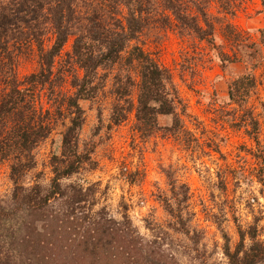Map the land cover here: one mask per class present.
Masks as SVG:
<instances>
[{"label":"trees","instance_id":"1","mask_svg":"<svg viewBox=\"0 0 264 264\" xmlns=\"http://www.w3.org/2000/svg\"><path fill=\"white\" fill-rule=\"evenodd\" d=\"M260 2L264 8V0ZM213 3L226 15H233L236 7V0H160L158 22L181 37L213 45L215 23H222L209 13ZM147 4L148 0H0V162L8 163L13 183L10 197L0 203V264H178L164 248L169 234L161 228L149 225L152 235L147 239L127 212L117 220L105 207L96 209L95 185L64 183L82 170L97 168L94 148L80 147L85 123L80 102L94 101L108 83V130L133 113L135 130L143 138L163 131L185 143L195 141L185 129L186 107L170 70L139 44L151 20ZM223 28L237 50L254 46L245 45L247 39L230 24ZM69 38L71 50L59 62ZM22 51L36 55L38 69L21 78L17 59ZM236 51L232 56L220 53V60L234 63L239 59ZM255 88L253 75L238 77L228 85V99L243 105ZM43 92L47 108L41 105ZM101 115L100 110V120ZM160 116H171V126L161 127ZM64 119L69 123L60 150L49 161V184L27 186L25 178L37 166L36 149ZM175 189L174 183L173 194L182 195L175 208L169 199H161L174 219L168 227L188 236L189 220L181 210L188 200L187 187L181 185L180 193ZM223 238L229 264H264V242L257 240V227L248 232L239 228L234 251L225 234Z\"/></svg>","mask_w":264,"mask_h":264},{"label":"rangeland","instance_id":"2","mask_svg":"<svg viewBox=\"0 0 264 264\" xmlns=\"http://www.w3.org/2000/svg\"><path fill=\"white\" fill-rule=\"evenodd\" d=\"M147 5L151 20L139 44L170 70L186 107L185 129L195 141L185 143L163 131L143 138L135 130L133 113L108 130L112 102L108 83L105 93L94 101L80 102L85 111L80 147L94 148L97 168L82 170L64 183L95 185L96 209L105 207L117 220L127 212L147 239L152 235L149 225L161 228L169 234L164 248L178 264H229L223 251L224 234L231 251L239 242V228L248 232L257 227V240L264 242V8L260 0H236L233 15H226L217 3L211 4L209 13L222 23H215L213 45H209L162 26L160 0H148ZM227 23L247 39L245 45H254L252 49L239 51L232 45L223 28ZM71 44L69 38L59 62ZM235 51L239 59L234 63L220 60V53L232 56ZM37 69L34 53H19L21 78ZM247 74L254 76L256 88L245 104L237 105L228 99V85ZM41 105L48 107L44 92ZM68 123V119L60 120L36 149L37 166L26 176L27 186L49 184V161L60 150ZM158 123L170 127L172 117L160 116ZM174 183L175 193L182 191L181 185L187 187L188 200L181 210L189 220L188 236L168 227L174 219L161 201L167 198L175 208L182 199L181 194H173ZM12 190L9 165L0 162V203ZM250 243L246 236L245 247Z\"/></svg>","mask_w":264,"mask_h":264}]
</instances>
